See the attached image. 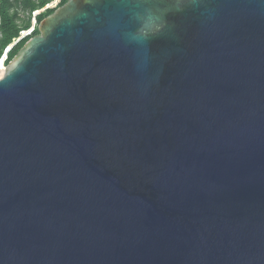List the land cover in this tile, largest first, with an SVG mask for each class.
Returning a JSON list of instances; mask_svg holds the SVG:
<instances>
[{
	"label": "water",
	"instance_id": "1",
	"mask_svg": "<svg viewBox=\"0 0 264 264\" xmlns=\"http://www.w3.org/2000/svg\"><path fill=\"white\" fill-rule=\"evenodd\" d=\"M37 30L0 78V264H264V0Z\"/></svg>",
	"mask_w": 264,
	"mask_h": 264
},
{
	"label": "trees",
	"instance_id": "2",
	"mask_svg": "<svg viewBox=\"0 0 264 264\" xmlns=\"http://www.w3.org/2000/svg\"><path fill=\"white\" fill-rule=\"evenodd\" d=\"M0 0V57L7 46H9L16 38L20 36V32L27 30L31 27V19L36 10H40L47 4L54 5L58 0ZM67 0H60L58 6L64 4ZM48 6V5H47ZM55 8L47 7L44 11H38L35 19L37 23L46 15L52 13ZM36 21H33L31 35L37 34L38 30ZM27 33H23L25 35ZM30 35V36H31ZM29 36L13 42L16 43L12 46L7 54L6 63L13 57L18 49L24 44ZM5 57L0 60V74L4 71L6 63L4 64Z\"/></svg>",
	"mask_w": 264,
	"mask_h": 264
},
{
	"label": "built area",
	"instance_id": "3",
	"mask_svg": "<svg viewBox=\"0 0 264 264\" xmlns=\"http://www.w3.org/2000/svg\"><path fill=\"white\" fill-rule=\"evenodd\" d=\"M38 12V11H37ZM37 14H39V13H34V21H35V16L37 15ZM31 29H32V27L29 29V30H26V31H22V32H20V36L18 37V38H16V40H17V42L19 41V40H21V39H23V38H25V37H27V36H30L31 34H32V32H29V31H31ZM27 33V34H25V35H23V33ZM15 41V40H14ZM3 57H5V59H4V64L6 63V58H7V56L5 55V56H3ZM2 58H0V60H1Z\"/></svg>",
	"mask_w": 264,
	"mask_h": 264
},
{
	"label": "clouds",
	"instance_id": "4",
	"mask_svg": "<svg viewBox=\"0 0 264 264\" xmlns=\"http://www.w3.org/2000/svg\"><path fill=\"white\" fill-rule=\"evenodd\" d=\"M46 6H47V5H46ZM43 8H44V7H43ZM41 9H42V8H41ZM41 9H40V10H41ZM37 11H39V10H36L34 13H36ZM32 19H34V14H33V18H32ZM30 28H31V27H30ZM30 28H28L27 30H29ZM32 30H33V29H32ZM32 30H31V31H32ZM25 31H26V30H25ZM15 40H16V39H15ZM13 42H14V41H13ZM13 42H12L9 46H7V47L5 48V50L3 51V54H2V56H1L0 58H2V57L5 56V55L7 56L8 52L11 50L12 46L15 45V44L17 43V42H16V43L13 44ZM6 60H7V58H6Z\"/></svg>",
	"mask_w": 264,
	"mask_h": 264
},
{
	"label": "rangeland",
	"instance_id": "5",
	"mask_svg": "<svg viewBox=\"0 0 264 264\" xmlns=\"http://www.w3.org/2000/svg\"><path fill=\"white\" fill-rule=\"evenodd\" d=\"M53 2V1H52ZM60 2V0H58L57 1V3L56 4H54V5H48L47 7H51V8H57L58 7V3ZM46 7V8H47ZM42 11H44V9L42 10ZM33 18V17H32ZM33 19H31V27H33ZM35 21H36V19H35ZM36 23H37V21H36ZM37 25H38V23L36 24V26L35 27H37ZM1 75V74H0Z\"/></svg>",
	"mask_w": 264,
	"mask_h": 264
},
{
	"label": "bare ground",
	"instance_id": "6",
	"mask_svg": "<svg viewBox=\"0 0 264 264\" xmlns=\"http://www.w3.org/2000/svg\"><path fill=\"white\" fill-rule=\"evenodd\" d=\"M4 70H5V68H4ZM4 72V71H3ZM3 72H1V75H0V78L2 77V75H3Z\"/></svg>",
	"mask_w": 264,
	"mask_h": 264
}]
</instances>
